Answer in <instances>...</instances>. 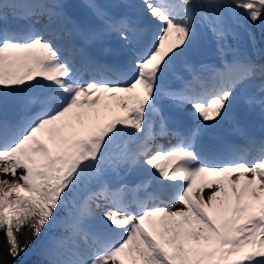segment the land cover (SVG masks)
<instances>
[{
    "label": "snow or ice",
    "instance_id": "6c2138e0",
    "mask_svg": "<svg viewBox=\"0 0 264 264\" xmlns=\"http://www.w3.org/2000/svg\"><path fill=\"white\" fill-rule=\"evenodd\" d=\"M113 36L127 59L105 55ZM253 114L264 120V0H0L4 253L264 264ZM225 122L242 143L217 149Z\"/></svg>",
    "mask_w": 264,
    "mask_h": 264
},
{
    "label": "bare ground",
    "instance_id": "6f19581e",
    "mask_svg": "<svg viewBox=\"0 0 264 264\" xmlns=\"http://www.w3.org/2000/svg\"><path fill=\"white\" fill-rule=\"evenodd\" d=\"M77 5H79L77 2H76ZM105 46H107L108 48L111 49V52H115L117 54V52H119L121 50V46H120V43L117 39V37L113 36L111 37V41L108 42ZM109 52V53H111ZM123 53V52H122ZM119 59H122L121 57ZM255 115H258V114H254L253 116ZM255 120V123H259L260 122V127H259V130H261L262 128H264V120H261V118H257V119H253ZM254 127H257V126H254ZM225 134H230V139H229V143H231L234 139H237V134L231 129L230 125L228 123H223L222 125H220L218 128H216L212 133H210V138H221L223 135ZM164 140V139H162ZM174 141V140H173ZM168 142V141H167ZM254 155V154H253ZM251 158V157H250ZM209 194V190L208 189H205L204 190V195L205 197ZM176 207L178 206L175 205Z\"/></svg>",
    "mask_w": 264,
    "mask_h": 264
},
{
    "label": "trees",
    "instance_id": "16d2710c",
    "mask_svg": "<svg viewBox=\"0 0 264 264\" xmlns=\"http://www.w3.org/2000/svg\"><path fill=\"white\" fill-rule=\"evenodd\" d=\"M21 239H23V237H21ZM3 248L4 236L3 233H0V256H3L6 261L10 262V264H19V260H12L11 257H8L6 253H4ZM19 259L27 261V264H33V262L38 261L40 257L36 251H31L27 255H22Z\"/></svg>",
    "mask_w": 264,
    "mask_h": 264
},
{
    "label": "rangeland",
    "instance_id": "374dc122",
    "mask_svg": "<svg viewBox=\"0 0 264 264\" xmlns=\"http://www.w3.org/2000/svg\"><path fill=\"white\" fill-rule=\"evenodd\" d=\"M66 1H72V0H66ZM73 1H75V2H77L78 4H82L83 3V0H73ZM100 2L101 3H118L119 2V0H100ZM82 10V13H86V10H84V9H81ZM111 41V38H110V40L108 41V42H110ZM121 52H124L122 49L119 51V52H117L118 54H116V55H118V58H120V56H121ZM125 53V52H124ZM254 115V114H253ZM251 116L250 117V119H249V121H248V123H250V120H253V119H257V118H260V116L259 115H255V116ZM258 125H259V123H258ZM159 143H162V144H165V145H167L168 144V142H167V140H160V141H158ZM173 143H175V141H172ZM7 178H9V179H11V177L9 176V177H7ZM181 205H178L177 207H180Z\"/></svg>",
    "mask_w": 264,
    "mask_h": 264
},
{
    "label": "water",
    "instance_id": "95a60500",
    "mask_svg": "<svg viewBox=\"0 0 264 264\" xmlns=\"http://www.w3.org/2000/svg\"><path fill=\"white\" fill-rule=\"evenodd\" d=\"M68 4H70V5H77L75 2H70V3H68ZM69 11L71 12V11H79V12H81V10L80 9H69ZM82 13V12H81Z\"/></svg>",
    "mask_w": 264,
    "mask_h": 264
}]
</instances>
